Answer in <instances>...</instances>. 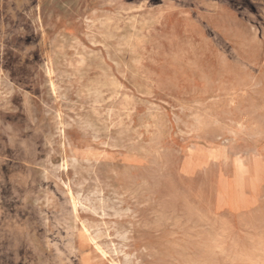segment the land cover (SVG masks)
Wrapping results in <instances>:
<instances>
[{
	"label": "rangeland",
	"instance_id": "obj_1",
	"mask_svg": "<svg viewBox=\"0 0 264 264\" xmlns=\"http://www.w3.org/2000/svg\"><path fill=\"white\" fill-rule=\"evenodd\" d=\"M251 263L264 0H0V264Z\"/></svg>",
	"mask_w": 264,
	"mask_h": 264
},
{
	"label": "bare ground",
	"instance_id": "obj_2",
	"mask_svg": "<svg viewBox=\"0 0 264 264\" xmlns=\"http://www.w3.org/2000/svg\"><path fill=\"white\" fill-rule=\"evenodd\" d=\"M130 16H131V15H130ZM145 16H146V15H145ZM141 18H142V17H141ZM141 18H140V20H141ZM115 19H116V18H115ZM123 19H124V18H123ZM131 19H132V18H130V20H131ZM117 20L120 21L119 18H118ZM145 20H146V19H145ZM132 21H133V24H135V22H134L135 19H134V20L132 19ZM136 21H139V20H136ZM149 21H150V20H149ZM106 22H107V21H106ZM106 22H105V23H106ZM144 22H145V21H144ZM144 22H142V23H144ZM152 22H153V21H152ZM152 22H151L150 24H152ZM107 23H109V20H108ZM117 23H118V22H117ZM137 23H138V22H137ZM109 24H110V23H109ZM109 24H108L107 26H109ZM127 24H128V23H126V25H127ZM130 25H131V24H130ZM130 25H129V26H130ZM139 25L142 26L141 24H139ZM114 26H115V25H114ZM132 26H133V25H132ZM140 26H139V28H140ZM149 26H150V25H149ZM103 27H104V26H103ZM124 27H125V25H124ZM130 27H131V26H130ZM135 27H136V26H135ZM142 27H144V26H142ZM127 28H128V27H127ZM127 28H126V29H127ZM132 28H133V27H132ZM115 29H116V27H115ZM115 29H114V30H115ZM122 29H123V26H122ZM135 29H136V28H135ZM108 30H109V29H108ZM127 30H129V29H127ZM137 30H138V29H137ZM139 30H141V28H140ZM142 30H143V29H142ZM115 31H116V30H115ZM129 31H130V30H129ZM111 32H112V31H111ZM131 32H133V31H131ZM138 32H139V31H138ZM138 32H136V33H138ZM113 33H114V32H113ZM118 33H119V32H118ZM123 33H124V32H123ZM134 33H135V30H134ZM116 34H117V33H116ZM121 35H122V34H121ZM126 35H127V34H126ZM139 35H140V34H139ZM114 36H115V34H114ZM127 36H128V35H127ZM127 36H126V37H127ZM135 37H136V36H135ZM140 37H142V36H140ZM116 38H117V37H116ZM122 38H124V37H121L120 39H122ZM120 39H119V41H120ZM132 39H133V38H132ZM117 40H118V39H117ZM133 40H134V39H133ZM133 40H132V41H133ZM140 40H141V39H140ZM142 41H143V40H142ZM120 42H121V41H120ZM123 42H124V41H123ZM126 42H127V41H126ZM140 43H141V42H140ZM116 44H117V43H116ZM131 44H132V43H131ZM134 44H135V42H134ZM137 44H138V43H137ZM118 45H119V44H118ZM124 46H125V44H124ZM124 46H121V47H124ZM126 46H127V45H126ZM119 47H120V46H119ZM132 47H133V46H132ZM134 47H136V44H135ZM110 48H111V47H110ZM118 49H119V48H118ZM127 49H129V48L127 47ZM127 49H126V50H127ZM122 50H124V48H123ZM132 52H133V51H132ZM134 60H135V58H134ZM135 61H137V60H135ZM131 62H132V60H131ZM101 64H102V63H101ZM117 64H118V62H117ZM133 64H134V63H133ZM124 65H125V64H124ZM118 67H119V66H118ZM125 67H126V66H125ZM110 73H111V72H110ZM132 74H133V73H131V75H132ZM103 77H104V76H103ZM109 77H110V76H109ZM110 78H111V77H110ZM144 80H145V79H144ZM111 81H112V80H111ZM113 81H114V80H113ZM113 81H112V83H113ZM116 81H118V80H116ZM102 83H103V82H102ZM98 84H99V83H98ZM113 84H114V83H113ZM117 84H118V83H117ZM102 85H104V84H102ZM114 85H115V84H114ZM120 85H121V84H120ZM104 86H105V85H104ZM104 86H103V87H104ZM112 86H113V85H112ZM89 87H90V86H89ZM109 87H110V86H109ZM113 87H114V86H113ZM116 87H117V86H116ZM119 88H120V87H119ZM101 89H102V87H101ZM94 90H95V89H94ZM94 90H93V91H94ZM93 91H92V93H93ZM98 91L100 92L99 89H98ZM94 92H95V91H94ZM112 92H113V91H112ZM95 93L97 94V92H95ZM95 93H93V95H94ZM118 94H119V93H118ZM113 95H114V94H113ZM111 99H112V98H111ZM113 99H114V98H113ZM96 100H97V99H96ZM126 100H127V99H126ZM126 100H125V101H126ZM92 102H93V101H92ZM101 102H102V101H101ZM93 103H94V102H93ZM95 103H96V102H95ZM124 103H125V102H124ZM126 103H127V102H126ZM130 103H131V102H130ZM195 105H196V104H195ZM197 105H198V104H197ZM98 107H99V106H98ZM98 107H97V108H98ZM94 108H95V107H94ZM109 110H110V109H109ZM109 110H108V111H109ZM201 110H202V109H201ZM105 111H106V110H105ZM132 111H133V110H132ZM193 111H194V110H193ZM106 112H107V111H106ZM127 112H128V111H127ZM200 112H202V111H200ZM108 113H109V112H108ZM189 113H190V112H189ZM92 114H93V113H92ZM124 115H125V114H124ZM105 116H106V115H105ZM111 116H112V115H111ZM126 116H127V115H126ZM126 116H125V117H126ZM189 116H190V115H189ZM148 117H149V116H148ZM127 119H128V118H127ZM141 120H142V119H141ZM142 121H143V120H142ZM151 122H152V121H151ZM111 124H112V123H111ZM113 124H114V123H113ZM142 125H143V124H142ZM124 128H125V127H124ZM130 133H131V132H130ZM73 206H74V205H73ZM75 206H77V205H75ZM75 206H74V207H75ZM73 209H74V208H73ZM88 210H89V209H88ZM76 214H77V213H76ZM74 219H76V218H74ZM76 222H77V221H76ZM83 224H84V223H82V225H83ZM84 231H85V230H84ZM86 232H87V231H86ZM96 245H97V244H96ZM97 248H99V247H97ZM100 249H101V248H100ZM100 249H98V250L100 251ZM254 251H255V250H254ZM103 252H104V251H103ZM249 253H250V252H249ZM101 254H102V253H101ZM102 255H105V254H102ZM249 256H250V255H249ZM246 257L248 258L247 255H246ZM250 259H251V258H250ZM106 261H107V260H106ZM237 261H238V260H237ZM111 262H112V261H111ZM107 263H108V262H107ZM240 263H241V262H240ZM251 264H252V263H251Z\"/></svg>",
	"mask_w": 264,
	"mask_h": 264
}]
</instances>
